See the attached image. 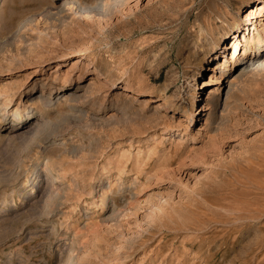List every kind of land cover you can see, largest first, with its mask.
I'll list each match as a JSON object with an SVG mask.
<instances>
[{"label": "rangeland", "instance_id": "374dc122", "mask_svg": "<svg viewBox=\"0 0 264 264\" xmlns=\"http://www.w3.org/2000/svg\"><path fill=\"white\" fill-rule=\"evenodd\" d=\"M258 9L0 0V264H264Z\"/></svg>", "mask_w": 264, "mask_h": 264}, {"label": "bare ground", "instance_id": "6f19581e", "mask_svg": "<svg viewBox=\"0 0 264 264\" xmlns=\"http://www.w3.org/2000/svg\"><path fill=\"white\" fill-rule=\"evenodd\" d=\"M262 16H264V13H262L260 11V9L251 10V12H249V14H247V16H246L247 21H246L245 25H247V26L245 28H243V29L247 30V33H245V34H247V36L244 34L242 27L237 26V30L240 31V33H242V35L240 36V34H236V32H235L234 36H233L234 40L231 44L234 47L233 48V54H235L237 50L239 52L241 51L238 60L244 61L246 55L251 56V57H248L249 58L248 61H250V63L255 65V66L249 68L248 74H251V75L253 74L255 76L262 75V74L264 75V20L260 21V17H262ZM37 19H39L40 22H39V20L37 21ZM47 20L48 19L43 14L38 15L37 18H35V21H37L35 23H32L33 21H30V19L27 21L25 20L21 25L22 28L20 31L24 32L25 30L31 29L32 27L39 28L38 26H40L42 23H44ZM260 25H263V27L261 29H259ZM250 26H252V30H250L251 29V28H249ZM21 43H23L22 44L23 46H27L28 48H31V44H28L25 42H21ZM88 44L89 43L87 42V40L80 42L79 44H77V51L85 52L86 49L89 47ZM238 46H239V48H238ZM254 50H257L256 53H254ZM239 52L237 54H239ZM261 52H262V54H261ZM256 55H259V57L256 58L255 57ZM223 63H224V61H223ZM220 66L221 65L217 66L216 64H214L209 68L211 73L209 74L207 80H205V81L203 80L202 86L209 87V86H212V85L217 83L215 81L216 76L212 73H216V69H220ZM97 85L98 84H96V86ZM208 91L210 93L211 89H209ZM208 96L209 95H207V97ZM10 100H11V98L8 101H10ZM8 101L5 103V105H7V106H5L2 109V112H0V128H3L6 125L5 120L7 119V116H6V111H3V110L10 106ZM157 183H159V182H157Z\"/></svg>", "mask_w": 264, "mask_h": 264}]
</instances>
